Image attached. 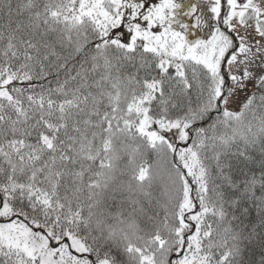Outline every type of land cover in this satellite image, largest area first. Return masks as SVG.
<instances>
[{"label": "snow or ice", "instance_id": "6c2138e0", "mask_svg": "<svg viewBox=\"0 0 264 264\" xmlns=\"http://www.w3.org/2000/svg\"><path fill=\"white\" fill-rule=\"evenodd\" d=\"M0 264H264V0H0Z\"/></svg>", "mask_w": 264, "mask_h": 264}]
</instances>
